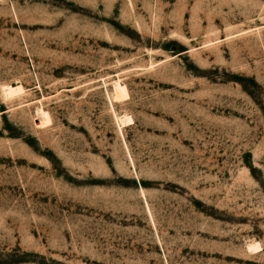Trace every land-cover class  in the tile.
<instances>
[{
  "label": "rangeland",
  "instance_id": "1",
  "mask_svg": "<svg viewBox=\"0 0 264 264\" xmlns=\"http://www.w3.org/2000/svg\"><path fill=\"white\" fill-rule=\"evenodd\" d=\"M0 264H264V0H0Z\"/></svg>",
  "mask_w": 264,
  "mask_h": 264
},
{
  "label": "bare ground",
  "instance_id": "2",
  "mask_svg": "<svg viewBox=\"0 0 264 264\" xmlns=\"http://www.w3.org/2000/svg\"><path fill=\"white\" fill-rule=\"evenodd\" d=\"M123 118L125 119V117H123ZM123 118L117 116L118 121L121 123V124H120L121 127H122L123 125H125V124L131 122V118L128 119V120H124Z\"/></svg>",
  "mask_w": 264,
  "mask_h": 264
}]
</instances>
